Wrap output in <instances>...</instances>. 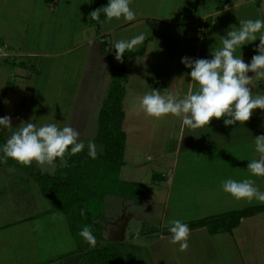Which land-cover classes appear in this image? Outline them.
Listing matches in <instances>:
<instances>
[{"label": "crops", "instance_id": "1", "mask_svg": "<svg viewBox=\"0 0 264 264\" xmlns=\"http://www.w3.org/2000/svg\"><path fill=\"white\" fill-rule=\"evenodd\" d=\"M141 1L143 0H132V7L135 5V2H137L136 5L140 3L139 5L142 7L143 3L141 4ZM172 2V18L145 15L142 13L143 11H140L137 13L136 19L131 22L120 20L117 23L107 25V21L105 20L96 28L91 27L88 21L89 27L85 30L84 22L80 18L85 0H55L52 4L47 3L46 0H0V44L6 46L16 55L13 61H7L11 64H18L24 67V64H28L27 62L24 63V59H27V61L33 58L42 59L41 71L48 75L46 81L49 80L50 82L54 80L55 74L59 78L61 75L58 74H62V61L60 59L70 57V60L65 62L68 66L65 63L63 66L64 69H74L77 66L74 58L77 57L79 51L90 46L87 61L80 69L81 71L79 70L81 75L78 89H81V93L86 87L90 89L87 93L86 103L93 105L96 95V97L100 96L103 98L104 94H107L104 90L106 88L108 90L111 82L107 68V59L103 62L99 59L100 48L98 40L100 37H106L113 48L114 39L111 36L119 31L123 32L120 33L118 40L130 39L134 36L133 33L139 32L141 28H146V31L150 33L154 30L159 38V35L164 33L165 25H168L170 27L169 31H173L172 34L175 39L173 50L177 49L176 44L178 41H180L183 48L182 52H178L181 59L185 56L211 59L212 52L222 47V37H226L227 30L231 26L235 25L239 27V20L264 19V0H172ZM210 3H213V5L210 6ZM73 10L76 13L74 18L72 17ZM87 11L89 19L90 5L87 6ZM47 21L51 22V27L44 29ZM138 26L140 27L137 28ZM87 32L88 35L84 38V34ZM153 41L154 39L148 43L147 52L142 56H137L138 58L146 57ZM248 43L242 49H237L235 53V55L243 57L246 63L251 61L253 55L258 54L255 49L260 42L257 40ZM164 47L168 51L167 45L164 44ZM134 50H137V47ZM167 54L169 55V52ZM165 56L167 55L165 54ZM17 58H22V60H17ZM181 64L180 62V66ZM7 66L4 63L0 64L1 76L6 75L10 69ZM25 70L29 69L25 66ZM155 71L151 75L152 78L147 91L157 89L160 90L162 95H167L165 88L159 86L160 76L164 75V73H158V69H155ZM190 71L185 65H182L178 77L172 83L175 85V81L177 82L180 79V85L185 86V93L189 88V82H191V77L188 75ZM249 75L252 76L254 74L250 72ZM184 77L186 79H183ZM155 80H158V82L155 83ZM249 87L252 88L254 94L264 95V79H254L252 86L250 85ZM177 93H179V96L185 94H182V90ZM80 98L75 100L76 104ZM75 111L72 114L71 121L66 124L75 129L84 140V135L87 134V125L83 117L84 113H80L78 117L76 115V120H74ZM262 113H264V110H254L251 119L244 123L245 127L239 126V122L233 126H225L223 119L217 120L213 118L208 127L205 126L191 132H188L186 129L185 134L180 129L171 148L175 158L168 164L170 169L168 171L169 175L155 174L153 176L155 179L153 184L155 185L152 184V187H150L151 191L146 190L147 192H144L141 198H120L128 199L130 203L139 202L144 203V205L145 203H151L152 207H155L156 201L154 199L161 192H156V189H161L160 185L167 186L170 191L166 194L165 201L162 200L163 206H165V213L163 212L162 218H167L169 211H166V205H169L171 196L175 192L173 191L177 176L175 168L179 169L181 165L187 169L191 176L188 178L189 189H192L196 193L195 197L191 200L193 201V207L198 209L204 204L215 202L216 193L222 189V182L228 178L238 181L249 179L254 182L255 187L264 191V177L252 176L247 169L250 163L249 160L259 158V154L255 151L254 140L256 136L264 135V114ZM3 116L0 110V117ZM38 117L41 121H38V118L35 120L37 126L46 123L43 114H38ZM37 122H40L39 125ZM12 126L11 131L2 128L6 139L11 135L12 131L16 130L17 126ZM245 149L251 152L250 156L247 154L249 157L246 160L239 157ZM194 153L199 154L200 157H191V154ZM183 154H189L187 163L180 160ZM63 166L57 164L52 174H46L40 167L37 168L46 175H53L58 168ZM199 167L204 170L199 172ZM168 177H171L170 180H168ZM122 181L129 182L126 179ZM0 191V264H80L84 244L73 236L68 218L64 213L54 210L51 202L48 205L49 207L46 206L45 208H41L40 204H38L40 201L36 203L37 199L35 198L38 196V193L40 198L43 197L45 199V197L37 183L30 176L24 172L19 174L18 169L1 166ZM223 193L225 200H228L231 195L224 191ZM108 196L119 198V196L114 195ZM4 198L10 201L3 203L2 200ZM20 200L22 203L24 200L25 202L29 201L25 206H22L28 212L25 215H20V210L22 209ZM105 200L107 199L105 198ZM14 201H18V203ZM121 205L125 209L124 218H121V215L112 214L111 211L108 212L109 205L105 203L104 219V228L107 220H111L114 225H117L120 241L126 230L127 217L131 215V212L128 214V209L126 210L129 204L124 202ZM258 206H264V203H259L255 200L252 202L245 200L244 207L232 211ZM201 210L205 212V209ZM263 213H256L244 218L240 225L233 230L232 234H229L237 241V245H240L241 240L235 238L236 230L243 227L242 224L246 221L252 220L254 228H250L247 234L250 231L261 234L260 237H257V247L260 246L259 238H263L264 234V217H258H261L259 215ZM109 214L112 216H108ZM210 216L215 215H207L203 218ZM62 219L64 220L63 222H61ZM37 224L39 227H36ZM224 234L228 235L227 233ZM166 237L161 236L158 238L162 240ZM105 240L108 241L106 238ZM121 242L118 243L121 244ZM255 247L256 245L254 247L250 246L248 249L250 248V250L255 251ZM256 263L255 255L247 258L246 262L242 261V264Z\"/></svg>", "mask_w": 264, "mask_h": 264}, {"label": "rangeland", "instance_id": "2", "mask_svg": "<svg viewBox=\"0 0 264 264\" xmlns=\"http://www.w3.org/2000/svg\"><path fill=\"white\" fill-rule=\"evenodd\" d=\"M136 3L133 7L131 4V7L137 13L143 11L142 13L145 15H157L163 18L173 17L172 0H143L141 1V4L143 3L142 7L139 5L140 3L137 5ZM89 5H91L89 0H85V5L83 4V10L80 14V18L84 22L85 30L89 27L87 11V6ZM211 5L213 3H210ZM74 16H76L75 10L72 13L73 18ZM117 22L119 21L113 20L107 22V25ZM50 23L47 21L44 29L51 27ZM169 29L170 27L165 25L164 33L159 35V38L154 30L150 33L146 31V28H141L139 32L133 33V35H137L143 32L145 36L154 39L151 49L145 58L135 56L131 58L130 63H127L125 58H123V62L117 61L114 55L116 66H126V71L121 75L127 78V82L125 83L126 95L123 100V109L126 117L122 124V129L126 133L127 138L124 165L120 179H126L131 184L133 182L137 184L132 192L136 196H139L142 192L146 193L148 190L149 192L151 191L150 187H152L155 181L153 178L155 174L168 176V171L170 170L168 164L175 158L171 148L174 144L173 141L180 131V119L173 116L155 119L147 116L140 108V100L147 89H149L151 75L156 72L155 69H158V73H164V75L160 76L159 86L165 88L166 94L179 96L177 92H181V90L182 94L185 93V86L180 85V79L177 82L175 81V85L172 84L174 83V79L178 77L179 70L184 64L180 66L181 57L178 55V52H182L183 48L180 41H178L176 44L177 51L175 49L173 50L175 39L172 34L173 31L171 32ZM122 32L119 31L111 36L114 39L113 44H115V41H118L120 33ZM87 35L88 32L84 34V38ZM144 41L141 45L137 46V50L143 46ZM155 41L157 45L154 43ZM164 44L167 45L168 51L164 47ZM89 47L83 48L79 51L77 57L74 58L77 62V66L74 69H64L63 64L69 61L70 57L60 59L62 61V74H58L61 75L59 78L54 73V80L51 82L49 80L46 81L48 75L41 71L40 67L43 60L40 58H33L30 61L24 59V63H28L27 65L24 64V67L18 64H11L10 62L4 63L10 69L6 75H0V110L2 115L10 116L12 125L19 127L22 122L32 121L35 124L37 118L38 121H41L38 114H43L46 123L55 122L60 127H63L67 122L71 121L72 114L77 109L74 120H76V115L78 117L83 112V117L87 125V134L84 135L85 144L89 141H94L99 126L98 112L107 94H104L103 98L100 96L96 97V95L95 103L91 105L86 103L87 93L90 89L86 87L84 91L82 90V93L81 89H78L81 75L80 69L87 61ZM113 49H115L114 45ZM167 52H169V55ZM103 57L104 55L100 52L99 59L102 62L106 60V57L104 59ZM17 60L21 61L22 58H17ZM65 65L68 66L66 63ZM25 66L29 70H25ZM183 79H186V77ZM157 82L158 80H155V83ZM104 91L108 93L107 88ZM81 96L82 98H80ZM78 98L80 99L76 104L75 100ZM39 123L37 122L38 125ZM95 143L97 145V151L101 150L103 145L97 142ZM250 153L248 149H245L239 157L246 160L250 156ZM191 157L198 158L200 156L194 153L191 154ZM180 160L187 163L189 154H183ZM202 167L205 168L204 166ZM203 168L199 167L198 171H203ZM41 170L44 171L42 168ZM175 170L177 176L173 191H175L174 195L176 196H171L169 205H166V211H169L167 218H162L163 212L165 213V206H163L162 200L165 201L166 194L170 191L167 186L160 185L161 189H156V192H161L154 199L156 201L155 207H152L151 203H145L144 205V203L139 202L130 203V200H125L120 197H106L107 200H105V203L109 205L107 211H111L112 214L121 215V218H124L125 210L121 204L124 202L129 204L126 210L128 209V214L131 212V215L127 217L128 223L125 224L126 230L123 233V238H121V241L125 242L120 241L117 225H114L111 220H107L105 228L103 225L105 238L108 241L121 242L120 249L126 256V264H242V261L246 262V259L250 258L251 255H255L256 264H264V234L263 238H259L260 248L257 247V237H260L261 234L251 231L247 234L250 228H254L252 220L246 221L242 224L243 227L236 230L235 238L241 240L240 245H237V241L229 235L232 233H227L228 235L216 234V236H213L205 230L206 228L191 231L188 241L189 247L185 252H180L179 246L170 242L171 236L159 240L158 237H161L160 233H162L164 228H167L166 225H169L171 220L180 219L184 223L196 222L207 215L223 214L226 211L239 209L245 205V200H237L232 196L228 200H225L223 190L221 189L216 193L215 202L204 204L199 209L195 208L193 207V201L191 199L195 197L196 193L192 189H189L190 185L188 182V178L191 176L182 165L181 168H175ZM54 171L55 168L52 173ZM21 172L19 170V174ZM40 196L42 197V195ZM35 199H37L36 203L40 201L38 204H40L41 208H45L51 204L48 199L40 198L39 193ZM9 201L5 198L2 200L3 203ZM14 202L18 203V201ZM27 203L29 201L25 202L24 200L22 203L20 200L21 208ZM201 209H205V212ZM20 212V215L28 213L23 208ZM60 214L63 215L62 213ZM108 216L112 215L109 214ZM259 216L261 217L258 218H263L264 213ZM62 218L66 217L63 216ZM63 221L62 219L61 222ZM41 226L44 227L42 224ZM255 245V251L250 250V248L248 249V247H254Z\"/></svg>", "mask_w": 264, "mask_h": 264}, {"label": "clouds", "instance_id": "3", "mask_svg": "<svg viewBox=\"0 0 264 264\" xmlns=\"http://www.w3.org/2000/svg\"><path fill=\"white\" fill-rule=\"evenodd\" d=\"M131 4L132 0H108L105 6L92 11L91 17L99 20L103 14L107 22H131L137 16ZM144 40L145 34L141 32L130 39L116 41L115 59L123 62L126 51H133ZM257 40L260 42L255 49L258 54L253 55L249 63L235 55L237 49ZM211 55V59L182 57L181 63L191 70L188 73L191 82L187 92L176 96L162 95L157 89L148 90L140 100L142 111L155 119L168 116L179 118L181 132L185 134L186 129L191 132L208 127L213 118L223 119L225 126H233L237 122L239 126H244L253 116L254 110H264V95L254 94L249 87L254 79H264V19L239 20V27L231 26L226 37H222V47ZM250 72L254 75L250 76ZM0 128L11 131L13 126L10 116L0 117ZM254 144L259 158L249 160L247 169L252 176L264 177V135L256 136ZM85 149L90 158L97 157L96 143L89 141L85 144L70 125L60 127L50 122L37 126L30 121L22 122L0 145V158H11L25 166L35 163L47 174H52L57 164L66 166V156H74ZM222 190L237 200L264 203V191L255 187L249 179H225ZM166 227L171 233L170 242L178 245L180 252H185L191 233L188 224L174 219ZM79 235L89 248H95L97 239L90 225L83 226Z\"/></svg>", "mask_w": 264, "mask_h": 264}, {"label": "trees", "instance_id": "4", "mask_svg": "<svg viewBox=\"0 0 264 264\" xmlns=\"http://www.w3.org/2000/svg\"><path fill=\"white\" fill-rule=\"evenodd\" d=\"M54 1L46 0L49 4ZM89 1L91 4L89 24L97 28L106 17L101 14L100 19L95 20L91 17V12L105 6L108 0ZM151 40L148 37L139 50L126 52L124 58L127 63L131 62L132 57L144 55ZM98 43L101 54L108 61L107 68L111 82L98 114V133L94 141L102 144L103 147L97 151V157L90 158L87 149L74 156H66V166L58 168L53 175L44 174L35 163L25 166L11 158H0V167L9 166L30 176L37 183L44 197L52 203L53 209L67 216L73 236L84 244L80 264H126V256L120 249L121 244L106 241L104 238L105 198L114 195L136 199L141 198L143 192L136 196L132 192L137 184L120 179L127 138L122 129L125 119L123 100L126 95L127 78L121 75L126 71V66L115 65V49L111 48L106 37H100ZM6 140L0 128V145ZM261 212H264V206L226 212L187 224L191 231L206 228L211 235L232 233L242 219ZM85 225H90L96 236L95 248H89L79 235ZM160 234V236L171 235L168 228H164Z\"/></svg>", "mask_w": 264, "mask_h": 264}, {"label": "built area", "instance_id": "5", "mask_svg": "<svg viewBox=\"0 0 264 264\" xmlns=\"http://www.w3.org/2000/svg\"><path fill=\"white\" fill-rule=\"evenodd\" d=\"M16 58L13 52H11L6 46L0 44V64L7 61H13Z\"/></svg>", "mask_w": 264, "mask_h": 264}]
</instances>
